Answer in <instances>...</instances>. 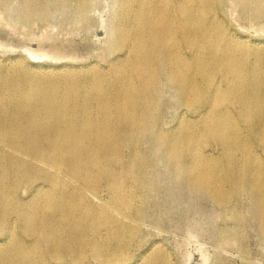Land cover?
<instances>
[{
    "label": "bare ground",
    "instance_id": "1",
    "mask_svg": "<svg viewBox=\"0 0 264 264\" xmlns=\"http://www.w3.org/2000/svg\"><path fill=\"white\" fill-rule=\"evenodd\" d=\"M75 1L83 16L91 0ZM216 10V0H125L107 66L0 60V264L121 257L138 230L120 216L137 208L131 185L147 182L137 144L153 117L156 71L168 73L185 108L171 159H186L194 185L216 202L254 189L264 230V45L234 37ZM102 188L108 198L92 207L88 195ZM149 251L142 264H170L163 250Z\"/></svg>",
    "mask_w": 264,
    "mask_h": 264
},
{
    "label": "rangeland",
    "instance_id": "2",
    "mask_svg": "<svg viewBox=\"0 0 264 264\" xmlns=\"http://www.w3.org/2000/svg\"><path fill=\"white\" fill-rule=\"evenodd\" d=\"M124 1L91 0L80 16L75 0H0V60L55 71L107 66L118 55L112 31ZM216 8L234 37L264 45V0H216ZM156 75L162 81L153 117L137 144L147 182L138 188L131 185L138 194L137 208L132 215L120 216L138 230L121 257L107 264H142L141 257L149 256L151 247L163 250L170 264H264V230L254 189H238L234 198L216 202L206 188L194 185L186 159H171V134L185 108L168 73ZM159 134L167 140L159 141ZM206 149L218 154L214 145ZM130 151L126 146L120 155L121 170L130 164ZM24 188L17 192L20 199L28 195ZM100 190L88 195L92 207L109 196ZM68 260L63 264H75ZM78 264L100 263L84 256Z\"/></svg>",
    "mask_w": 264,
    "mask_h": 264
}]
</instances>
